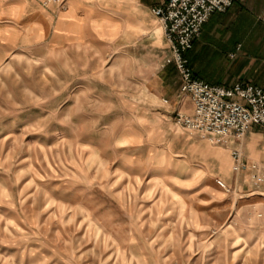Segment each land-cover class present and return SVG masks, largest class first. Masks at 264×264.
Returning <instances> with one entry per match:
<instances>
[{
    "label": "rangeland",
    "instance_id": "obj_1",
    "mask_svg": "<svg viewBox=\"0 0 264 264\" xmlns=\"http://www.w3.org/2000/svg\"><path fill=\"white\" fill-rule=\"evenodd\" d=\"M27 45L0 49V264H264L263 172L225 183L172 73Z\"/></svg>",
    "mask_w": 264,
    "mask_h": 264
},
{
    "label": "crops",
    "instance_id": "obj_2",
    "mask_svg": "<svg viewBox=\"0 0 264 264\" xmlns=\"http://www.w3.org/2000/svg\"><path fill=\"white\" fill-rule=\"evenodd\" d=\"M160 2L65 0L58 9L41 0H0V49L4 52L22 41L25 46L37 43L42 51L78 52L88 66H110L116 60L121 66L127 61L135 68L129 78L141 84L144 66L152 67L162 82L172 73V99L180 79L162 27L150 10ZM184 55L193 74L206 82L230 85L242 80L264 90V0H232L226 10L211 12ZM152 94L164 98L159 87ZM178 105L184 112L192 110L188 96ZM232 149L241 154L246 165L242 171L231 167ZM210 154L226 184L239 179L255 188L250 173L264 175V127L253 123L240 138L224 135L213 142ZM257 190L264 192V182Z\"/></svg>",
    "mask_w": 264,
    "mask_h": 264
},
{
    "label": "built area",
    "instance_id": "obj_3",
    "mask_svg": "<svg viewBox=\"0 0 264 264\" xmlns=\"http://www.w3.org/2000/svg\"><path fill=\"white\" fill-rule=\"evenodd\" d=\"M41 2L59 9L63 8L65 0ZM231 3L232 0H161L150 8L167 40L171 61L180 79L179 92L187 94L192 102L191 112H175L176 121L213 141L227 134L240 138L253 123L264 127L261 87L242 80L230 85L206 82L193 74L184 55L209 14L224 11ZM230 156L232 169L245 166L238 149H232Z\"/></svg>",
    "mask_w": 264,
    "mask_h": 264
}]
</instances>
